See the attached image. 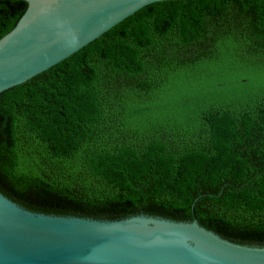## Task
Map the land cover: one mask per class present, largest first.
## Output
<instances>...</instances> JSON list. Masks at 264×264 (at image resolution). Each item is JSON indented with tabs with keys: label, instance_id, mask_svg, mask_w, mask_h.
I'll use <instances>...</instances> for the list:
<instances>
[{
	"label": "trees",
	"instance_id": "obj_1",
	"mask_svg": "<svg viewBox=\"0 0 264 264\" xmlns=\"http://www.w3.org/2000/svg\"><path fill=\"white\" fill-rule=\"evenodd\" d=\"M25 10L0 0V38ZM0 193L43 214L195 220L264 247V0L148 5L2 92Z\"/></svg>",
	"mask_w": 264,
	"mask_h": 264
},
{
	"label": "water",
	"instance_id": "obj_2",
	"mask_svg": "<svg viewBox=\"0 0 264 264\" xmlns=\"http://www.w3.org/2000/svg\"><path fill=\"white\" fill-rule=\"evenodd\" d=\"M0 38V94L72 56L142 8L178 0H21ZM0 264H264V247L145 214L113 220L43 214L0 193Z\"/></svg>",
	"mask_w": 264,
	"mask_h": 264
}]
</instances>
